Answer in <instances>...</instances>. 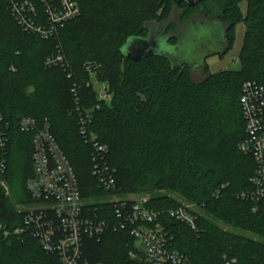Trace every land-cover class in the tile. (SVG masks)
Here are the masks:
<instances>
[{
    "label": "trees",
    "instance_id": "obj_1",
    "mask_svg": "<svg viewBox=\"0 0 264 264\" xmlns=\"http://www.w3.org/2000/svg\"><path fill=\"white\" fill-rule=\"evenodd\" d=\"M75 1L81 15L60 30L56 41H45L24 32L8 0H0V116L9 125L8 151L0 157L6 161L0 179L8 187V192L0 189V222L9 229L21 227L17 206L31 200L26 185L34 177V133L21 131L24 118L39 126L49 123L76 173L87 211L114 219L108 193L94 175L93 148L81 133L79 110L90 108V130L108 149L101 165L113 174L118 194L147 195L150 208L159 211L186 205L180 200L197 207L191 210L197 217L194 231L166 221L176 249L191 264H224L225 256L237 264H264V201L241 198L251 187L256 164L239 148L247 135L242 87L246 82L264 85V0L209 1L229 27L226 53L220 57L233 48L238 24H244L245 34L240 69L210 74L199 83L188 68L174 70L166 58L132 62L121 49L132 37H147L146 23H162L179 12L180 23L186 24L202 13L201 5L161 0L157 10L163 12L157 16L152 11L156 0ZM176 29L172 24L167 33ZM58 56L64 62L49 66V58ZM90 71L106 82L109 103L98 99ZM227 224L254 236L227 231ZM132 250L137 252L129 233L110 231L100 241L87 239L84 256L91 264H142L130 257ZM0 264L61 262L34 237L0 234Z\"/></svg>",
    "mask_w": 264,
    "mask_h": 264
},
{
    "label": "built area",
    "instance_id": "obj_2",
    "mask_svg": "<svg viewBox=\"0 0 264 264\" xmlns=\"http://www.w3.org/2000/svg\"><path fill=\"white\" fill-rule=\"evenodd\" d=\"M8 10L24 32L45 41H56L60 30L81 15V7L75 0H8ZM63 62L62 56L47 61L49 66ZM90 86L91 83H87V87ZM110 97L104 87L99 100ZM240 105L247 135L239 148L256 164L251 187L241 194V198L260 203L264 201V85L246 82L242 87ZM79 114L81 133L93 148L94 175L108 193L106 201L113 207L114 219H101L98 213L92 215L87 211L76 173L51 133L49 123L45 121L39 126L34 119L24 118L19 125L21 131L34 133V177L26 185L31 200L19 205L23 208L18 210L23 215L22 226L9 229L0 222V234L5 239L20 238L25 234L34 237L42 249L56 256L61 264H91L84 256L86 240L100 241L110 231H122L134 238L137 252L132 250L130 257L142 264H191L176 249L174 235L166 221L196 230L197 217L191 212L193 206L182 205L159 211L150 208L147 195L118 194L113 174L101 165V158L108 149L96 141L90 130L92 114L87 113L86 108L80 109ZM8 128L0 116V157L8 151ZM5 170L6 161L1 159L0 175ZM1 188L8 191L0 179ZM223 261L224 264H237L236 259L226 256Z\"/></svg>",
    "mask_w": 264,
    "mask_h": 264
},
{
    "label": "water",
    "instance_id": "obj_3",
    "mask_svg": "<svg viewBox=\"0 0 264 264\" xmlns=\"http://www.w3.org/2000/svg\"><path fill=\"white\" fill-rule=\"evenodd\" d=\"M173 1L175 6L185 4L189 8H195L204 0ZM174 18L175 15H172L169 20L162 23L155 21L146 23L147 37L130 38L121 52L132 62H139L151 56H161L170 61L174 70L187 67L193 81L199 83L210 76V73L205 74L207 59L226 53V35L229 28L215 21H205L200 14L191 16L186 24L175 22ZM172 24H176L177 29L167 33ZM172 39L177 41L173 45L176 49L173 54L162 49L163 44H169ZM195 77H203V79L197 81Z\"/></svg>",
    "mask_w": 264,
    "mask_h": 264
},
{
    "label": "rangeland",
    "instance_id": "obj_4",
    "mask_svg": "<svg viewBox=\"0 0 264 264\" xmlns=\"http://www.w3.org/2000/svg\"><path fill=\"white\" fill-rule=\"evenodd\" d=\"M161 0H156V6L155 8H153V13L157 16H160L162 14V10H157V5L158 2H160ZM166 2H168L169 0H165ZM206 1H210V0H206ZM211 4L214 3V1L209 2ZM241 11L243 14H245L246 12V7H247V2L244 1L241 4ZM175 21V18H174ZM176 22V21H175ZM174 30V29H171ZM244 34H245V26L243 23H240L237 25L236 27V37H235V42L233 45V48L231 50L228 51V53L223 56H212L210 58L207 59L206 64H207V72L210 74H216L222 71H227V70H231V71H238L240 69V62H239V55L243 46V40H244ZM163 51H166L167 53H174L176 51V49L173 47V44H163L162 46ZM119 66L121 68H123L124 66V62H121V64H119ZM91 76V75H90ZM205 76V75H203ZM91 82L93 84V89L94 91L97 93L98 95V99H99V95L103 92L104 87H107L106 82H102L101 80H99L96 76H91ZM203 79V77H195V80L199 81ZM110 98L106 99L105 101L107 103L110 102ZM87 113L91 112L90 108H86ZM8 192V191H7ZM182 203L189 205L186 201L180 200ZM18 210H23L22 207H19V205L17 206ZM194 210H198L197 207H193ZM223 226V225H222ZM225 228V230L236 233V234H240V235H244L247 237H252L254 236V234L250 233V232H245L242 230H236V228H234L233 226L227 224L226 226H223ZM258 239V237H255ZM264 240V239H263ZM262 240V241H263Z\"/></svg>",
    "mask_w": 264,
    "mask_h": 264
},
{
    "label": "flooded vegetation",
    "instance_id": "obj_5",
    "mask_svg": "<svg viewBox=\"0 0 264 264\" xmlns=\"http://www.w3.org/2000/svg\"><path fill=\"white\" fill-rule=\"evenodd\" d=\"M200 5H201V8L199 9V11H201L202 13H196V14H200V16L203 18V20L209 21V22L215 21V22L220 23V24L224 25L225 27L229 28L227 25H225L223 23V20L220 18L219 9L218 8L213 9L215 6L214 3L209 4V5H202V4H200ZM206 10L209 11V13L208 12L205 13ZM211 10H213L212 15H211V12H212ZM174 15H175V21L180 23V21H181L180 13L176 12V13H174ZM180 24H182V23H180ZM216 56H219V55H216ZM185 68H187V67H185ZM206 71H205V74H206Z\"/></svg>",
    "mask_w": 264,
    "mask_h": 264
}]
</instances>
